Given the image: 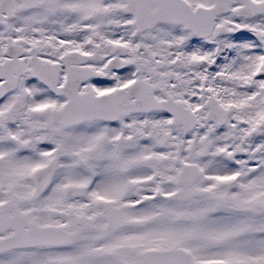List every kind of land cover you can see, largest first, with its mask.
<instances>
[{
	"label": "snow or ice",
	"instance_id": "6c2138e0",
	"mask_svg": "<svg viewBox=\"0 0 264 264\" xmlns=\"http://www.w3.org/2000/svg\"><path fill=\"white\" fill-rule=\"evenodd\" d=\"M0 264H264V0H0Z\"/></svg>",
	"mask_w": 264,
	"mask_h": 264
}]
</instances>
